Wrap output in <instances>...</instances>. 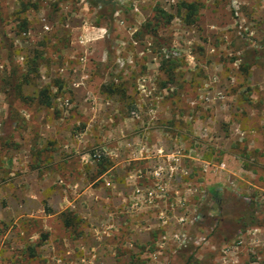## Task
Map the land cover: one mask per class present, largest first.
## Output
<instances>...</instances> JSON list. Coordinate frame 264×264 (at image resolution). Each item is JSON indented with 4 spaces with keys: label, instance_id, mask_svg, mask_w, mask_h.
<instances>
[{
    "label": "rangeland",
    "instance_id": "1",
    "mask_svg": "<svg viewBox=\"0 0 264 264\" xmlns=\"http://www.w3.org/2000/svg\"><path fill=\"white\" fill-rule=\"evenodd\" d=\"M186 3L199 5L193 25ZM263 45L264 0H0V264H73L66 250L86 245L92 264H264ZM47 87L51 108L40 105ZM59 119L73 149L82 140L98 156L71 158L90 183L117 164L123 142L145 156L94 189L130 173L155 189L162 165V198L130 204L121 232L85 237L90 214L65 204L85 190L67 188L69 173L50 165L65 144L47 139ZM6 151L20 162L9 173ZM215 191L242 201L228 205L247 216L236 230L220 220ZM6 194L30 200L33 214Z\"/></svg>",
    "mask_w": 264,
    "mask_h": 264
},
{
    "label": "crops",
    "instance_id": "2",
    "mask_svg": "<svg viewBox=\"0 0 264 264\" xmlns=\"http://www.w3.org/2000/svg\"><path fill=\"white\" fill-rule=\"evenodd\" d=\"M64 107H69V106L67 103H65L62 106V109H64ZM79 107H80V109H84V104H80ZM64 115L67 119L68 114L64 113ZM62 122H63V119H59L58 121L53 120L51 123V125H52L51 133L48 135L47 139L49 141H51L50 143H52V146H54L56 144H59L61 146L62 143H65V144H64V147H63L61 153H54V152L52 153V156H51V162L52 163L50 165L51 166L53 165L58 169H63L67 173H69L68 178H71V180H67V182H64L61 180V183H65L67 188H69L71 190L78 189V188L85 190L84 192H82L78 196V199H79L78 202L76 200L77 198L74 200L65 199V204L68 205L67 208L70 207L71 211L74 209H77L78 206H79V208H82L81 210L78 209V213L76 212L77 217H79V218L81 216L82 217L89 216L88 214H90L91 227L88 228L87 230H85L86 231L85 235H84L85 237L88 236L89 232L96 233V234H94L95 236L96 235L98 236L99 233H101V234L105 233L106 234L107 232H112V233L121 232L120 228H121V220H122L123 211L129 210L130 204H131V206H134L135 203H138L140 205L147 206L146 203L144 201H141V199H138L137 196L134 197V195H133V197L129 196V198H126L127 195L124 194V192L126 191L125 186L133 187L136 184V182H134L132 180V173H130L131 175H129V177L125 178L127 181L126 183H124L125 179L122 180L121 182L120 181L110 182L108 179H105L103 182L100 183L99 187H95V189H94V185H96L102 178H104L111 171H114L117 175L122 173L123 170L125 169V166H126L125 162L128 161V159H131L134 157L131 160L140 161L141 159H144L142 157H145V156H141V158H140V156L136 157V153L140 154V153L136 152L137 149H134V150H132L131 148L129 149L128 147H132V146L129 145L128 142H126L125 144L123 142L120 144L121 148L115 149L114 155L118 159L117 164L113 165L110 169H106V170L103 169V175L97 181L90 183L88 180L81 177L82 172H83L82 166L78 170L72 168L71 158L75 156V157L79 158L80 162H82L84 164L88 161L87 160L88 158H90L91 160H94L98 156L96 154L88 155L86 152L82 151L81 146H80V145H82V140H80V143L78 144V148L73 149V145L70 143L71 139L69 137L70 134H69L68 130L65 128L60 129ZM0 127H1V122H0ZM133 137L136 139H134V140L132 139V141H134L135 143H138V141H139L138 137L136 135H133ZM40 141H43V140L40 138ZM143 145H145V144H143ZM141 149H142V151H146L147 148H146V146H142ZM148 151H149V149H147V152ZM3 155H4L3 161H2V165L4 167L3 169L7 173L16 170L17 166L20 165L18 158H16V156H13V154H11V152H8V151L3 152ZM31 156L28 152H26L24 150L23 152H21L19 158L24 157L25 159H27V161H29V159L32 158ZM11 163H13V166L11 165ZM134 170H135V172H139L137 169H134ZM78 172L80 174L77 177L76 173H78ZM127 172L128 171H126V173ZM105 185H108V186L110 185V187H112L111 194H109L106 191L107 187H105ZM135 188H136V190L141 189L143 191V189L138 184L135 185ZM136 190H135V193H136ZM147 190H144V191H147ZM89 197H93V198H91L89 200ZM8 198L10 199L9 200L10 204H13V206H15V207L17 205L18 206L20 205L21 209L30 203L29 202L30 200H27V199L16 200L12 196H8ZM85 205H87V206H85ZM92 206H94L95 209L90 211V213L88 212L87 209L86 210L84 209L86 207L91 208ZM24 211L28 214H33V212H34L32 207H30V208L25 207ZM81 211H83V212H81ZM84 211H86V212H84ZM145 218H146V216H145ZM145 218H143V219H145ZM134 226L135 225H133V227H131L130 229H135ZM135 227H136V229H139V227L137 225ZM150 229L151 228L145 227V231H149ZM72 247L73 246H69V248L66 251H67V254H70L68 256L74 255L71 257V261L73 264H92L93 262H95L93 259L88 257L91 254V251L87 248V247H89L88 245L78 248L77 251L75 250V246L73 248ZM111 249H112V251L114 250L113 247H111ZM81 251H83L84 258H79L78 260H76L77 258L75 259V254H79V253H81ZM96 262L98 263V261H96Z\"/></svg>",
    "mask_w": 264,
    "mask_h": 264
},
{
    "label": "trees",
    "instance_id": "3",
    "mask_svg": "<svg viewBox=\"0 0 264 264\" xmlns=\"http://www.w3.org/2000/svg\"><path fill=\"white\" fill-rule=\"evenodd\" d=\"M92 5H99V4H113L114 0H88ZM183 8L186 10V17H185V22L189 25H193L196 23V15L199 12V5L197 3H186L184 4ZM264 46V45H263ZM258 64V61L255 59L253 60L252 63H245L247 67H251L253 65ZM34 67L33 71H37L38 68V63H36V60H33V65ZM24 81L26 83L29 82L28 80V75L24 76ZM41 95V100H40V105L45 106L47 108L52 107V97H51V92L50 89L43 88L40 92ZM213 199L216 201L218 205V209L221 213L220 215V220L221 219H226L227 221L231 222V224L234 225V230L238 228V225L241 224L242 221L246 219V213H235V211H231L228 208L229 204L233 205H238V206H243L241 203L242 201H237L236 199L232 198L230 195L224 193V192H219L215 191L213 193ZM247 206V205H246ZM250 209V206L246 207V210ZM206 217V216H205ZM242 229V227H240Z\"/></svg>",
    "mask_w": 264,
    "mask_h": 264
},
{
    "label": "built area",
    "instance_id": "4",
    "mask_svg": "<svg viewBox=\"0 0 264 264\" xmlns=\"http://www.w3.org/2000/svg\"><path fill=\"white\" fill-rule=\"evenodd\" d=\"M171 171L173 172L174 170L171 169L170 172ZM165 174H166L165 167L162 165L158 166L153 174L156 180L158 181V183L156 184V188L147 191H142L141 189H137L136 196L138 197V199H143L144 202L147 203L148 205H153L156 200L161 199L162 198L161 193L164 191V187L161 182ZM134 206L135 207L138 206V203H135ZM255 231L257 232L258 230Z\"/></svg>",
    "mask_w": 264,
    "mask_h": 264
}]
</instances>
